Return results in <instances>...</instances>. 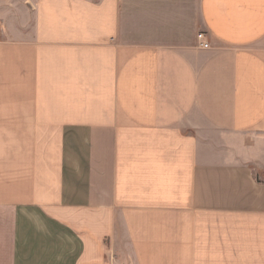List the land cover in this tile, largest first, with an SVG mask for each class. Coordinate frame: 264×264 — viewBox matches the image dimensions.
<instances>
[{
  "label": "crops",
  "instance_id": "crops-1",
  "mask_svg": "<svg viewBox=\"0 0 264 264\" xmlns=\"http://www.w3.org/2000/svg\"><path fill=\"white\" fill-rule=\"evenodd\" d=\"M129 260L264 264V0H0V264Z\"/></svg>",
  "mask_w": 264,
  "mask_h": 264
},
{
  "label": "built area",
  "instance_id": "built-area-1",
  "mask_svg": "<svg viewBox=\"0 0 264 264\" xmlns=\"http://www.w3.org/2000/svg\"><path fill=\"white\" fill-rule=\"evenodd\" d=\"M198 41L200 47L209 48L210 47V39L207 33L200 31L198 34Z\"/></svg>",
  "mask_w": 264,
  "mask_h": 264
},
{
  "label": "rangeland",
  "instance_id": "rangeland-1",
  "mask_svg": "<svg viewBox=\"0 0 264 264\" xmlns=\"http://www.w3.org/2000/svg\"><path fill=\"white\" fill-rule=\"evenodd\" d=\"M200 31H202V32H205V33H207L208 34V32L207 31H205V30H200ZM118 261H121V260H123L120 256H118ZM122 264H124V262H122ZM129 264H134V262L132 261V260H129Z\"/></svg>",
  "mask_w": 264,
  "mask_h": 264
}]
</instances>
